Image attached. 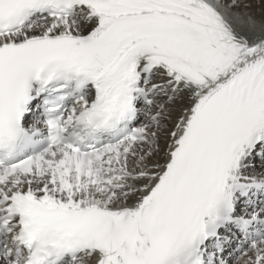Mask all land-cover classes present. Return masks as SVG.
I'll use <instances>...</instances> for the list:
<instances>
[{
	"label": "snow or ice",
	"instance_id": "snow-or-ice-1",
	"mask_svg": "<svg viewBox=\"0 0 264 264\" xmlns=\"http://www.w3.org/2000/svg\"><path fill=\"white\" fill-rule=\"evenodd\" d=\"M0 264H264V0H0Z\"/></svg>",
	"mask_w": 264,
	"mask_h": 264
}]
</instances>
